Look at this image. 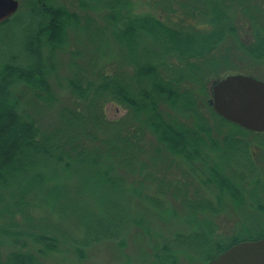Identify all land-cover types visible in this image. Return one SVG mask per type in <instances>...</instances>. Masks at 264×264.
<instances>
[{"label":"trees","instance_id":"1","mask_svg":"<svg viewBox=\"0 0 264 264\" xmlns=\"http://www.w3.org/2000/svg\"><path fill=\"white\" fill-rule=\"evenodd\" d=\"M261 1L158 0L154 8L161 11L155 16L134 13L130 0H79L84 10H104L102 32L120 47L123 66L89 76L77 68L65 85L72 106L63 107L54 124L41 126L23 110L14 89L22 84L42 104H54L49 80L57 70L55 52L64 47L68 30L92 36V24L86 17L79 26L76 13L51 0H20L18 12L0 24L20 11L31 19L24 24L21 60L0 62V264H45L62 239L80 260L95 242L123 247L128 225L140 226L139 215L95 222L87 237L72 245L47 216L35 219L29 209L57 212L65 193L61 183L86 169L97 185L120 192L126 185L144 186L158 162L169 167L176 160L198 174L214 203L180 194L191 218L181 220L186 228L162 244L157 264H209L239 242L264 238V231L252 235L243 225L222 233L213 222L224 209L240 212L247 205L264 218V161L259 158L264 142L256 141L264 133L245 131L216 115L209 86L223 78L215 70L219 63L238 65L233 52L253 65L263 62ZM221 52L231 57H218ZM109 103L125 115L108 120L104 107ZM164 197L139 199L162 208Z\"/></svg>","mask_w":264,"mask_h":264},{"label":"rangeland","instance_id":"2","mask_svg":"<svg viewBox=\"0 0 264 264\" xmlns=\"http://www.w3.org/2000/svg\"><path fill=\"white\" fill-rule=\"evenodd\" d=\"M155 1L158 0H130L132 11L136 14L152 13V15L159 16L158 13L161 10L154 8ZM258 1L262 2L261 0ZM51 2L76 13L80 19L79 26H83L85 18L88 17L91 20L93 35L88 36V33L84 35L70 29L64 47L55 52L57 70L49 80L52 92L56 97L54 104H42L41 100L35 98L34 92L22 84L15 87V97L23 110L29 117L37 119V124L41 126L54 124L58 112L63 107L72 106L74 98L70 96L65 85L66 80L73 76V72L77 68L89 76L104 70H117L118 67L123 66L120 47L111 42L107 32H102L104 10H84L80 8L79 0H51ZM30 21L31 19L20 11L10 23L0 26V62L7 60L8 57H17L18 61L21 60L19 55H21L22 48L27 40L24 24ZM93 32H96V34ZM99 33L102 34L98 37ZM244 38L247 43L249 36H244ZM233 54L234 56L238 55L236 60L239 66L233 62L219 63L218 67H215L217 74L222 77L242 74L257 79L264 78V60L258 65H253L244 55L235 52ZM227 55L231 57L230 52L228 54L227 52L217 54L218 57ZM229 61H232V59H229ZM211 85L209 86L211 87ZM104 112L107 119L111 121H117L125 115L123 109L111 103L105 105ZM249 140L252 141L254 138L249 137ZM256 141L263 143L264 136L256 137ZM256 152L258 153L257 150ZM211 158L214 160L213 155ZM259 158L263 162L264 153ZM150 170L153 173L152 178H150L151 183L145 181L144 186L136 185L135 188L126 185L123 187L124 190L117 192L116 189L112 190L107 186L97 185L94 176L86 169V172L83 171L70 176L65 182L61 183L65 193L55 206L57 212L54 210L55 212L49 213V211L44 210L40 213L39 208L31 207L29 211L33 218L47 216L55 228L71 238L72 242L70 243L72 245L86 238V232L88 235L87 229L93 226L95 222L107 224L112 219L119 220L122 215L140 216L138 219L140 220V226L128 225L123 247H119L114 242H95L90 247L84 248L83 255L85 258L80 260L75 255L74 247L66 244L62 239L58 250L48 254L43 260L44 263L157 264L155 256L163 257L162 252H160L162 244L172 237L174 231L186 228L182 221L191 218V213L189 214L188 209L181 204L184 198L180 194L185 192L186 198L189 200L195 199L196 196L198 199L201 198L211 203H214V196L209 188L202 187L198 174L192 173L189 167L185 166L180 160L171 162L169 167L158 162ZM134 179L131 176L126 178V180L133 181ZM162 195L168 200H164L162 208L154 207L152 203L139 199V196L142 198L153 196L158 199ZM166 207L171 212H177L180 220L174 218L172 214L169 216V211L164 210ZM15 217L17 221L22 220L19 214H16ZM213 222L222 233L235 232L237 226L241 225L247 226L252 235L264 231V218L256 211L249 209L248 205L241 207L240 212H230L229 209H224ZM253 225H257V227ZM178 262L182 264L183 260Z\"/></svg>","mask_w":264,"mask_h":264},{"label":"water","instance_id":"3","mask_svg":"<svg viewBox=\"0 0 264 264\" xmlns=\"http://www.w3.org/2000/svg\"><path fill=\"white\" fill-rule=\"evenodd\" d=\"M18 8L17 0H0V24ZM211 106L228 123L252 132H264V82L233 74L210 87ZM209 264H264V238L243 241L218 255Z\"/></svg>","mask_w":264,"mask_h":264}]
</instances>
